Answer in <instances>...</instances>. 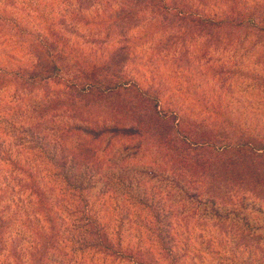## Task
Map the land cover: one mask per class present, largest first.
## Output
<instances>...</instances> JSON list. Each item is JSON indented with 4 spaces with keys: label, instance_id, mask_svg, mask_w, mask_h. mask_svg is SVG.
I'll return each mask as SVG.
<instances>
[{
    "label": "trees",
    "instance_id": "16d2710c",
    "mask_svg": "<svg viewBox=\"0 0 264 264\" xmlns=\"http://www.w3.org/2000/svg\"><path fill=\"white\" fill-rule=\"evenodd\" d=\"M0 6L1 264H264V0Z\"/></svg>",
    "mask_w": 264,
    "mask_h": 264
},
{
    "label": "rangeland",
    "instance_id": "374dc122",
    "mask_svg": "<svg viewBox=\"0 0 264 264\" xmlns=\"http://www.w3.org/2000/svg\"><path fill=\"white\" fill-rule=\"evenodd\" d=\"M4 8H5V10L10 11L11 13L15 14L14 16H15L16 19H19L20 21H24V20H25V18L23 17L22 12H20L19 9H18L17 11H16L15 9L13 10L10 6H4ZM0 9H2L1 6H0ZM10 9H11V10H10ZM6 45H7L8 47H11L10 56H11V57H14V58L17 57V55H18V50H17V49H14L12 40H10V42L6 43ZM6 54L9 55V50L6 51ZM14 58H13V59H14ZM143 171H145V170H143ZM121 173H122V172L120 171L119 174H121ZM147 175H148V174H145L144 172H141L139 166H137L136 168L133 169V176H134V179L138 182V184H139V181H140L141 183H142V181H145V182L147 183L146 186H147L148 188L151 186L152 182H159L160 185H161V181L158 180L157 177L153 178V177H151V176H149V175H148V177H147ZM114 176H116V173H115V172H114V174H113L111 177H114ZM141 185H142V184H141ZM161 187H162V186H161ZM2 260H3V256L0 255V262H1ZM0 264H1V263H0ZM101 264H106V263H101ZM107 264H115V263H114V262H110V263H107Z\"/></svg>",
    "mask_w": 264,
    "mask_h": 264
}]
</instances>
